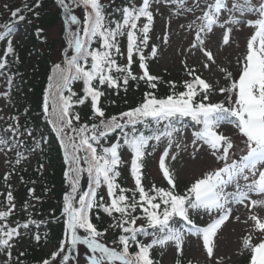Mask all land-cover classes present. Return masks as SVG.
Instances as JSON below:
<instances>
[{"label":"snow or ice","instance_id":"obj_1","mask_svg":"<svg viewBox=\"0 0 264 264\" xmlns=\"http://www.w3.org/2000/svg\"><path fill=\"white\" fill-rule=\"evenodd\" d=\"M56 4L63 11L66 47L48 78L42 112L63 149L69 190L63 196V238L41 264H160L156 251L162 256L174 247L177 257H182L189 237L202 241L208 264H223L224 258L215 255L220 234L235 221L248 227L240 254H249L248 264H264V0H140L139 4L117 7L116 19L103 0H56ZM165 4L174 6L172 15L194 16L187 24L194 33L187 52L201 53L203 68L215 66L227 83L202 78L186 60L182 64L189 79L182 82V91L177 82L164 81L150 72V62L162 51L159 45L150 44V33L156 14ZM40 7V0H36L35 8ZM25 9L32 11L28 5ZM11 17L26 20L21 9L11 11ZM170 24L171 19L158 37L164 45L169 43ZM2 27L0 41L6 43V50L0 55V74L9 65L7 57L18 61L10 38L15 28L9 24ZM217 29L221 30V47L235 44L236 32L250 31L245 51L236 57V74L217 64L213 51L206 46ZM43 33V28L36 29V37L45 41ZM120 38H126V52ZM118 57H124L126 63L121 64ZM134 63L138 73L133 70ZM77 82H82V96L73 90ZM130 82L145 85L141 102L118 115L106 116L101 98L107 90L127 92ZM7 83H13L10 76ZM161 84L168 85L165 96L157 94ZM218 95L223 99L216 100ZM88 101L91 124L82 123L75 110ZM229 126L239 141L227 134ZM20 127L18 122L10 124L7 131L13 137L23 135ZM189 128L191 139L185 143L184 133ZM38 147L39 141L32 150ZM15 148V142L0 136V151ZM189 148L191 159L204 151L219 166L181 191L171 162ZM158 149V169L166 187L152 181L145 184L147 158ZM125 152L131 154L130 161L123 159ZM16 157V164L26 158L19 151ZM125 164L134 181L132 188L120 183ZM8 178L6 174L5 181ZM85 178L87 190L82 191ZM102 188L106 195L100 193ZM15 207L13 194L8 191L6 208L0 209V256L4 257L0 264H14L13 248L31 233L30 225L40 227L32 219L11 221ZM100 213L111 220L103 230L93 222L94 215L96 220L102 219ZM205 217L204 226L196 222ZM110 229L117 232L108 242L105 237ZM31 238L37 244L42 241L39 233ZM16 264L23 262L17 258ZM175 264H182V260L176 259Z\"/></svg>","mask_w":264,"mask_h":264},{"label":"trees","instance_id":"obj_2","mask_svg":"<svg viewBox=\"0 0 264 264\" xmlns=\"http://www.w3.org/2000/svg\"><path fill=\"white\" fill-rule=\"evenodd\" d=\"M35 3L36 0H22L20 3L17 0H10L4 8L0 9V32L4 31L2 27L4 24L12 26L16 23H21L25 26L23 35L13 44L18 61L12 56L7 57L9 65L3 70L4 74H0V82L4 85L5 93L8 94L6 98L10 106V113L0 122V136L7 138L9 143H16L15 149H5V151L9 152L10 157L8 170L1 178L0 184L6 186L7 193L11 191L14 197L16 207L14 215L9 218L11 221L24 223L32 219L40 223L39 228L35 224L30 225L31 233L22 238V241L27 240L29 242L28 248L23 251V256L20 255L21 252L15 251L13 248L14 264H16L17 258L23 264H41L43 259L49 258L46 247L49 244L58 247L59 241L63 238L64 229V217L61 215L63 196L69 190L64 177L67 165L64 163L63 149L60 148L56 134L52 130L51 125L47 123L42 112L43 96L48 87V78L52 75L53 65L60 63L62 60L56 61V56L59 54L62 57L63 48L66 47L62 23L64 18L63 11L56 4V0H40L41 7L39 9L35 8ZM103 3L106 5L110 16L116 19L119 17V13L114 10L117 7L125 6L128 2L127 0H103ZM25 5L31 7L32 11H27ZM16 9L22 10V14L26 17L25 21L14 20L11 17V11ZM37 11L40 13L39 17L35 15ZM28 20H31L32 23H28ZM57 26H60V41L57 39L51 40L48 37V31ZM37 28L44 29L42 35L46 37L45 41L36 37ZM153 32L150 33L151 37H153ZM120 43L122 50L126 52V38H120ZM5 50L6 47L0 41V55ZM117 59L121 64L126 63L124 57H118ZM133 70L137 73L139 72L137 63L133 64ZM8 76L13 81L11 86L7 83ZM160 76L164 81L177 82L178 90L181 91L183 90L182 82L187 80L186 72L173 80L168 74ZM82 88V82H77L73 85V90L80 96L83 95ZM145 90L143 82L138 86L136 82H130L128 91L124 92L121 89L119 94L113 90H107L106 95L101 98V104L106 116L118 115L137 106L143 99ZM168 92V85L161 84L157 94L165 96ZM221 99L223 97L219 96L218 100ZM89 104L90 101L86 102L85 105L77 106L75 109L80 113L82 123L91 124L93 122L89 119L91 115ZM13 117L17 119L13 120ZM17 122L21 126L20 131L23 135L13 137L12 133L7 131V129L10 124ZM28 132H31L32 136H29ZM113 135L115 136L116 134ZM37 141H39L40 147L35 148V151H33L32 149ZM162 147L163 145H161ZM17 151L26 157L19 164L15 163ZM159 151L160 149L156 153ZM33 163H35L34 168H31ZM41 164L44 165L42 169L40 168ZM121 173L120 183L122 186L128 187L127 179L131 176L128 164L121 168ZM6 174L9 176L7 181L4 179ZM164 186L166 187L167 183ZM30 189L34 190V192L30 193ZM81 189L82 191L87 190L86 178L81 181ZM179 189L183 191L186 188ZM103 192L104 188L100 189V193L103 194ZM4 208H6V197L0 196V209ZM100 215L102 219L96 220L94 215L93 222L100 230H103L108 227L111 220L103 213H100ZM199 219H196L198 224ZM140 223H143V221H138V224ZM13 226L15 225L13 224ZM116 232V229H110L105 240L111 242L115 238ZM36 233H39L42 237L40 244H37L31 238ZM45 233H47V242H44ZM140 239L148 242L144 237H140ZM172 248L169 247L165 252ZM132 250L134 251L135 248L133 247ZM163 255L161 256L159 251L155 252V258L160 261V264H162ZM248 259L249 256L244 261L245 264H248ZM181 260L182 264H189V262L198 264L191 260L187 262L184 259Z\"/></svg>","mask_w":264,"mask_h":264},{"label":"rangeland","instance_id":"obj_3","mask_svg":"<svg viewBox=\"0 0 264 264\" xmlns=\"http://www.w3.org/2000/svg\"><path fill=\"white\" fill-rule=\"evenodd\" d=\"M10 0H1L0 9L4 8L6 4ZM20 3L22 0H17ZM128 3H136L139 4L140 0H127ZM76 14L81 15V10L76 9ZM175 11L174 6L170 4H165L160 12L155 16V24H154V32L153 37L150 43H154L159 45L162 48V51L159 54V58L150 62V72L155 75L168 74L173 79H176L179 75L185 72L182 61L186 60L189 66H195L198 74H202V78L215 83L217 79L220 80L221 84L227 83L222 77V73L219 70L212 66L209 69L203 68L201 63L202 54L196 52L195 55H189L187 50L189 49L190 44L194 39V33L190 32L187 28V24L194 19V16L190 13L175 16L172 13ZM199 15V13H197ZM171 19L170 27H168L169 31V43L167 45L162 44L161 37L164 31L166 30V24L168 20ZM1 23V22H0ZM184 25V27H181ZM15 28V31L11 34L10 38L13 40V44L16 43L20 37L23 35L25 31V26L21 23H16L12 25ZM250 35V31L245 29L244 31L236 32V43L231 44V46H222V36L221 30L217 29L215 35H211V40L206 42V46L209 47L214 56L216 57L217 64L220 66L226 67L229 71H232L234 74L238 71L236 64V57L245 51L246 46V37ZM48 37L53 40L57 39L60 41V26L55 27L54 29H50L48 31ZM3 45L6 47V43L1 41ZM236 44L239 47H236ZM62 59L61 55L56 56V61ZM135 59V58H134ZM189 79L188 76H186ZM219 95L216 97L218 100ZM10 113V106L8 104V100L5 96L4 85L0 82V122H2L3 118L6 117ZM191 129H186L184 136L187 137L183 142L187 143L190 141ZM232 134L233 139L239 141V138L235 136L234 130L229 126L228 133ZM192 151L191 148L188 149L187 152H182L180 157H178L177 161H173L172 166L175 168L177 176H178V187L186 188L190 186L195 179L200 178L206 171H209L219 165L216 164L214 159L208 155L207 152L202 151L197 155V159H191L189 153ZM160 151L149 157L147 159V180L146 185L149 181L155 182L157 186H164L166 181L162 179V173H160L158 169V159L160 155ZM9 152L8 151H0V183L1 178L8 170V160H9ZM124 160L130 161L131 154L125 152ZM35 163L31 165V168H34ZM127 185L129 188L134 187V181L131 178L127 179ZM6 186H2L0 184V196L7 195ZM103 194L106 195V189H104ZM246 217L241 214V220H244ZM207 223V217L203 219H199V224L204 226ZM248 234L247 225L241 223L240 221L230 222L227 226L222 230L219 239V247L216 250L215 255L217 258L223 257V264H245L244 261L248 258L249 254L244 252L240 254L242 239ZM29 246V242L27 240H23L21 243H18L14 249L15 251L23 252ZM57 248V246L53 244H49L46 247V252L50 254V252ZM81 251H83V247H81ZM176 255L175 248L173 247L169 251L165 252L162 257V264H175L176 259H178ZM4 257L0 256V261H2ZM180 259H184L186 262L188 260L194 261L198 264H208V258L206 253L202 248V241H198L196 237H189L184 245L183 256Z\"/></svg>","mask_w":264,"mask_h":264}]
</instances>
